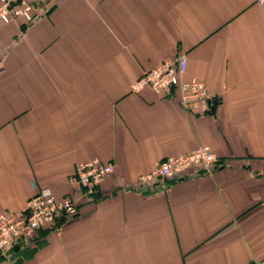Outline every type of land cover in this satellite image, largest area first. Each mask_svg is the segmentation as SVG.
Wrapping results in <instances>:
<instances>
[{"label": "crops", "instance_id": "crops-1", "mask_svg": "<svg viewBox=\"0 0 264 264\" xmlns=\"http://www.w3.org/2000/svg\"><path fill=\"white\" fill-rule=\"evenodd\" d=\"M0 23V214L38 189L78 203L0 264H258L264 260V8L257 0H34ZM181 54L209 113L180 90L131 91ZM209 146L210 170L141 184ZM112 163L94 190L80 164Z\"/></svg>", "mask_w": 264, "mask_h": 264}, {"label": "built area", "instance_id": "built-area-1", "mask_svg": "<svg viewBox=\"0 0 264 264\" xmlns=\"http://www.w3.org/2000/svg\"><path fill=\"white\" fill-rule=\"evenodd\" d=\"M34 0H0V23L20 21L31 23ZM264 8V0H257ZM188 58L181 54L175 60H167L143 73L131 86V91L141 94L151 89L161 95L172 88L180 90V103L192 111L209 113L211 99L205 85L197 80L185 79ZM216 154L209 146H198L186 155L169 157L158 162L146 175L140 176L141 184H153L157 180L178 178L191 168L210 170L217 162ZM114 165L100 160L80 164L71 181L89 191L94 190L109 175L114 173ZM79 214L78 203L69 196H56L48 187L38 189L30 198L22 214L4 212L0 214V256H6L20 240H30L42 228L55 224L61 218H72ZM258 264H264V260Z\"/></svg>", "mask_w": 264, "mask_h": 264}, {"label": "water", "instance_id": "water-1", "mask_svg": "<svg viewBox=\"0 0 264 264\" xmlns=\"http://www.w3.org/2000/svg\"><path fill=\"white\" fill-rule=\"evenodd\" d=\"M212 110L214 111V107L212 108Z\"/></svg>", "mask_w": 264, "mask_h": 264}, {"label": "rangeland", "instance_id": "rangeland-1", "mask_svg": "<svg viewBox=\"0 0 264 264\" xmlns=\"http://www.w3.org/2000/svg\"><path fill=\"white\" fill-rule=\"evenodd\" d=\"M24 213V212H23Z\"/></svg>", "mask_w": 264, "mask_h": 264}]
</instances>
